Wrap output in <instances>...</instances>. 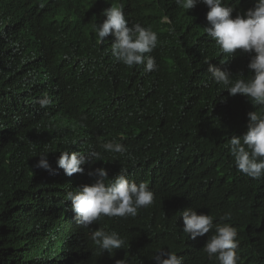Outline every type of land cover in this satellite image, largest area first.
Wrapping results in <instances>:
<instances>
[{
  "label": "trees",
  "instance_id": "1",
  "mask_svg": "<svg viewBox=\"0 0 264 264\" xmlns=\"http://www.w3.org/2000/svg\"><path fill=\"white\" fill-rule=\"evenodd\" d=\"M257 0H225L246 12ZM122 5L132 23L152 28L158 70L114 62L111 43L83 35L101 8ZM209 9L191 10L175 0H0V264H155L160 249L183 264H218L203 247L213 232L188 238L181 211L188 207L237 229L238 264H264V178L234 167L229 140L246 131L247 114L264 111L246 97L230 96L208 73L205 60L234 79L247 78V54L228 59L203 28ZM51 103L41 108L39 99ZM115 140L124 153L99 146ZM101 151L103 161L83 174H64L60 152ZM48 152L55 175L35 168ZM103 167L147 182L153 204L136 217L104 218L83 228L66 194ZM231 212L232 219L220 217ZM115 231L123 248L101 253L96 229Z\"/></svg>",
  "mask_w": 264,
  "mask_h": 264
},
{
  "label": "clouds",
  "instance_id": "2",
  "mask_svg": "<svg viewBox=\"0 0 264 264\" xmlns=\"http://www.w3.org/2000/svg\"><path fill=\"white\" fill-rule=\"evenodd\" d=\"M176 4L188 11L197 4L203 3L209 9L206 14L207 26L204 33L210 37L228 59L237 55L247 54L250 59L247 68L251 73L245 78L241 72L234 75L229 70H222L205 60L211 79L227 90L230 96L246 97L254 106H264V0H257L246 12H237L233 17L234 7L225 0H175ZM83 35L97 39L98 44L114 38L111 43V56L116 63L131 69L143 66L146 73L158 70L156 58L151 55L158 46V35L150 27L141 23H132L125 17L122 5H111L99 9L87 22ZM41 108H46L50 99L45 95L37 101ZM104 152L124 153L125 146L115 140L103 142L99 146ZM229 151L233 157L234 167L242 175L259 180L264 178V111H251L247 114L246 131L240 136H232L229 140ZM40 158L35 168L44 169L50 175H55L48 162V152L38 155ZM101 151L90 148L85 152L71 149L60 152L57 166L64 174H83L86 164L103 161ZM95 177L92 184H86L79 189L69 191L66 200L71 202V211L78 226L90 228L91 225L104 218L136 217L141 209L150 207L155 199L154 192L147 182L137 184L120 171L111 179L108 171L97 167L88 172ZM183 233L195 240L213 232L203 247L209 259H215L218 264H238L240 257L238 232L229 223H215L213 216L198 214L197 210L188 207L181 211ZM232 219L231 212L220 217L221 221ZM90 239L97 249L110 255L114 250L123 248L125 240L115 231L96 229L91 231ZM151 260L155 264H183V257L175 252L160 249ZM120 264H124L121 260Z\"/></svg>",
  "mask_w": 264,
  "mask_h": 264
}]
</instances>
